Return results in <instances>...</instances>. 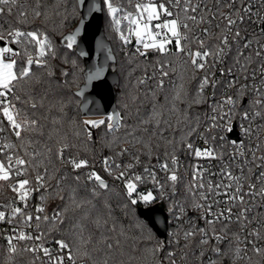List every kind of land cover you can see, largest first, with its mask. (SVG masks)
I'll return each mask as SVG.
<instances>
[{
  "label": "snow or ice",
  "instance_id": "snow-or-ice-1",
  "mask_svg": "<svg viewBox=\"0 0 264 264\" xmlns=\"http://www.w3.org/2000/svg\"><path fill=\"white\" fill-rule=\"evenodd\" d=\"M63 4L64 0H57L56 10L50 14L49 11L42 10L41 0H35L32 6H25L20 0H0V16H12L13 9L16 8L15 24L17 25H27L30 22L29 18L33 21L41 20L45 25L49 22L55 24L52 17L59 16L58 26L63 27L68 16L74 15L77 7L85 5V0H75L71 13H68L67 9L65 12L59 11ZM127 4L129 7L126 8L121 0H98L91 3L88 12L95 15L106 11L109 23L119 40L124 45L136 41L139 46L135 47L133 58L144 57L146 60L149 52L158 54L159 58L153 66L152 76L146 74L137 81L138 84H145L148 79L154 78L156 89L162 90L165 79L170 73H175V65L179 63L182 69L179 82L173 84V95L171 100L167 101L171 105L168 112L178 116L177 126L189 122L186 112L177 105L187 104L190 108L192 105L208 103L204 95L205 89L217 86L219 82L215 79L216 67L225 62V58L232 53L234 47L237 49L233 57L235 72L242 74V79L245 81L255 80L259 72L262 84L237 86L238 77L233 68L227 70L221 68L222 75L232 76L227 82V87L236 90L209 106L211 115L203 133L198 132L197 126H191L179 139L173 137L172 140L165 141L171 146V150L166 149L163 159L156 157V164L149 163L143 166L142 172L139 173L133 169L141 165L142 155L152 156L153 145L150 141L138 138L134 131H127L123 137L116 136V133L125 127L119 112L101 119H83L79 124L73 121L74 137L80 138L83 135L84 142H90L92 130L103 126L106 134L112 136V139L106 142V146L109 148L115 146L119 149L114 152V156L129 157L126 163L118 162L112 157H104L101 161L107 175L115 181L122 182L127 201L125 208L134 207L140 202L147 206L158 199L169 198V193H176L177 185L181 181L179 158L176 152L181 148L195 158L222 161L224 152L210 144V140L227 142L225 133L233 131V122L237 117L249 122L247 126L240 125L244 135L248 137L254 133L251 122L257 118L264 120V44L257 40V46L253 49L252 41L247 40L246 37L241 44L242 36L238 27L246 18L250 20L252 17L250 0H214L212 7H209V0H127ZM257 23L261 25V33H264V15H259ZM81 34L82 28H77L75 32L63 35L65 47L73 50L74 46H78V38ZM240 48L253 50L250 54H246ZM79 55L85 56L87 53L80 52ZM254 57L258 58L260 63L258 68L252 69L249 73ZM56 58V45L46 30L40 28L25 30L23 27L12 25L5 28L0 25V189L6 187L15 194L13 201L0 204V223L14 225L11 233L5 237L9 260L16 255L30 253L31 264L38 262L39 264H66V262L78 264L84 259L97 264L88 247L91 240L83 236L82 224L75 226L80 230L78 236L71 239H54L55 252L45 246V241L51 232L58 231L57 226L64 223L70 208L75 210L91 203L88 200H77L75 190H72L69 205L54 210L51 215L46 213L45 205L49 197L65 200L62 195L64 192L62 185L67 176L57 174L59 169L53 162L52 147H46L45 151L41 152L33 146L30 134L39 131L40 118L30 115L27 109L36 110L38 107H43V103L38 104L26 88L37 79L34 68L43 70L48 76L54 75L50 61ZM63 63L77 67L76 61L69 59L68 56L63 57ZM197 72H202L203 75L200 76L194 92L190 94L185 87V74H188L191 80L195 79ZM62 75L67 76L69 73L63 72ZM101 75L102 69H96L87 73L86 78L90 83L101 79ZM249 92L252 93L251 96ZM76 95L83 96L84 92H77ZM152 95L155 96V90ZM246 99L247 106H245ZM65 106L61 105V111ZM124 107L127 108L128 105L125 104ZM163 116L162 111L158 112L154 108L151 118L141 123L149 124L154 121L155 127L159 128L163 122L168 127H172L171 122L163 119ZM260 130H264V125H257L255 131ZM194 133L204 136V144L207 147H194L189 140ZM256 139L258 142L254 150L246 148L243 142L231 141L234 151L229 155L231 161L242 158L244 164L252 165L258 171H253L252 166L245 171L242 164L237 163L238 174H234L231 163H227L220 170V181L213 183L209 180L205 183L206 170L199 165L192 166V180L185 187L186 201H177L172 210L177 220H182L189 209L196 211L199 213L198 219L203 220L207 227L194 224L189 217L190 227L174 232L173 240L170 241L177 246L180 245L181 239L184 241L179 255L174 250L165 251L166 243L157 240L149 250L154 264H178L179 261H186L188 253L184 249L190 248L193 241H196L201 248L199 253L201 264L205 256L204 246H208V251L217 257L216 260L209 258L207 264H220L226 253L219 245L225 240H228L233 264L237 261H247L251 264L252 256L248 255L249 251L257 257L264 258V244H261L264 242V233L258 220L255 227H249L254 221L249 218L248 213L251 208L245 201V197L259 196L264 199V154L257 155L258 152H264L262 148L264 141L260 140L259 135ZM125 144L130 147H124ZM137 144L141 148L133 151ZM73 147L77 145L70 143L67 135L61 137L57 141L55 160L61 165H69L73 172L89 169L86 180L94 185L91 190L92 196L100 195L97 189L104 192L111 191L108 181L91 168L87 159L73 155L65 156V152ZM246 153H250V159L247 158ZM253 177L256 182H251ZM73 179L79 182L81 176L76 175ZM146 184H151L152 188L140 190V186ZM36 193H39L40 203L35 206L33 212L29 210V202ZM96 223L99 224V220ZM232 223L238 224L240 231L229 233V225ZM42 224L47 228H42ZM217 225L220 227L217 228ZM138 227L143 229L144 225L139 224ZM149 239H152L151 235ZM104 244L108 249L113 248V244L107 241ZM118 245L119 241H117ZM104 264H108V261L105 260Z\"/></svg>",
  "mask_w": 264,
  "mask_h": 264
},
{
  "label": "trees",
  "instance_id": "trees-1",
  "mask_svg": "<svg viewBox=\"0 0 264 264\" xmlns=\"http://www.w3.org/2000/svg\"><path fill=\"white\" fill-rule=\"evenodd\" d=\"M25 6H32L35 4V0H20ZM124 7H129L127 0H121ZM214 0H211L213 4ZM43 5L42 10L49 11L51 14L56 10L57 0H41ZM75 0H64V4L60 6L59 11L71 13ZM17 9H13V15L0 16V25L5 28L12 25L16 27H23L25 30H31L40 28L46 30L50 35L53 43L56 45L57 58L51 60L52 70L54 75L48 76L46 72L41 69L34 68L37 73V79L34 80L31 85L26 88L31 96L35 98V101L40 104L43 103V107H38L36 110L27 109L30 115H34L36 118H40V129L35 133L30 134V138L33 140V146L37 151H45L46 147L53 148V162L58 171V175H65L67 179L64 181L62 187L64 188L65 200L61 201L58 198L49 197L45 208L46 213L51 215L54 210H58L66 205L70 204L69 196L72 190H75L77 200L91 201L90 204H85L82 208L70 210L67 212L64 223L58 225V231L54 230L45 241V246L51 245L55 247L54 239L69 238L78 236L79 228L76 225H83V236L90 238L91 244L88 246L91 251V255L96 259L97 264H104L107 260L108 264H154L152 257L149 254V250L156 243L157 240L166 243L165 251H176L179 255L184 241L180 240V245L170 243L172 239L170 237L167 240L159 238L155 231L150 227L149 223L139 215L140 207H149L156 202H160L168 213L169 218L172 217L174 211L172 210L174 204L179 202H185L187 193L185 191L187 183L179 182L177 185L176 193H169L170 199H158L153 201L149 205H144L142 202L138 203L134 207L125 208L124 205L127 202L125 197V190L122 187V182L115 181L112 177H109L103 170L102 159L104 157H112L117 159L118 162L126 163L129 159L125 157H115L114 152L119 149L113 146L109 148L106 146V142L112 139V136L106 134L104 127L92 130V140L85 143V138L81 135L80 138L74 137L75 125L85 117L81 113V99L76 95V91L84 83V71L85 64L81 57L77 54L76 49L69 50L65 47V43L62 41L63 35L73 32L78 25L81 13L79 7H77L74 15H69L68 19L64 22L63 27H59V16H53L52 20L46 25L41 20H31L27 25L15 24ZM103 22L105 35L108 41L111 43L113 52L116 57L115 63L111 64V68L119 76V83L115 87L116 91V106L118 112L123 117V123L125 127H122L116 136L123 137L127 131H134L138 138L144 141H150L153 145L152 156H141L140 167L148 165L149 163H156V157L164 158L165 150H171V146L166 144L165 141L172 140L173 137L179 139L184 132L188 131L191 126H197L198 132L201 133L206 123V114L209 110V99L207 92L204 93L208 100L206 104L192 105L188 107L187 104H178L177 107L186 112L189 122L181 123L177 126L178 116L170 114L168 108L171 106L167 101L171 100L173 95V84L179 82V74L182 69L179 63H176L175 73H170L169 77L165 79V86L161 89H156V80L154 78L148 79L145 84H138L137 81L147 74L149 77L153 74V66L155 65L158 54L155 52H149L148 58L144 57L133 58L135 53V47L132 44L124 45L120 40L116 32L112 29L106 11H103ZM68 56L69 59L75 60L77 67H73L71 64H64L63 57ZM233 61V59L231 60ZM227 68H233L234 73L236 66L234 63ZM63 72H68L69 75H62ZM238 74L236 73L237 77ZM242 74H240L239 81H241ZM199 72L196 73L195 79L189 80L188 74H185V87L186 90L192 94L199 83ZM155 90V96L152 95ZM236 90V89H235ZM235 90L233 92H235ZM23 95V94H22ZM135 98V99H133ZM66 105L61 111V105ZM128 107L125 108L124 105ZM158 112L164 113L163 119L169 120L172 127H168L167 124L161 122L160 127H155V122L149 124H143L141 121L150 119L153 113V109ZM147 129V131H145ZM67 135L70 143L76 144L77 147L70 148L65 152V156L73 155L78 156L81 159H87L92 169L100 173L109 183L111 191L104 192L99 190L100 195L92 196L91 190L93 184L86 180V175L89 169H81L78 172H73L71 167L67 164L61 165L59 161L54 158L55 149L57 147V141ZM199 137V134L194 133L189 137L190 142H193ZM130 139V137H129ZM157 145H159L157 147ZM124 147H130V145H123ZM139 144L136 145V149H140ZM142 150V149H141ZM187 150L181 148L176 152L178 157H186ZM51 170V169H50ZM80 175L81 179L76 182L73 177ZM55 183V182H53ZM151 189V184L141 185L140 190L145 191ZM15 194L8 190L6 187L0 189V204H7L13 201ZM30 203V209L33 211L34 204ZM99 220V224L96 221ZM139 224L144 225L141 229ZM42 228H47L46 225H41ZM218 227V226H217ZM115 228V231L112 229ZM184 226L175 230V226L170 223L168 225V235L170 233L181 231ZM238 227L229 225V233L237 231ZM121 232L123 235H121ZM151 235L152 239H149ZM198 239V238H197ZM113 244V248L108 249L105 247L104 242ZM117 241L119 245L117 246ZM264 244V242H261ZM222 250L226 255L220 261V264L233 263L231 254L228 249V240H225L222 244ZM188 253V259L186 261H179L178 264H201V258L199 253L201 251L200 246L193 241L190 248L184 249ZM205 256L203 257V264H207L209 257L212 255L208 251V246H204ZM161 256L163 253L160 254ZM252 256L251 264H264V258L257 257L251 251L248 253ZM32 256L30 253H24L23 255H16L11 260L8 258L7 242L3 243V248L0 253V264H31ZM217 257L214 256V260ZM237 261L236 263H239ZM79 263L92 264L91 260H81ZM39 264V262H38ZM242 264H248L247 261H243Z\"/></svg>",
  "mask_w": 264,
  "mask_h": 264
},
{
  "label": "built area",
  "instance_id": "built-area-1",
  "mask_svg": "<svg viewBox=\"0 0 264 264\" xmlns=\"http://www.w3.org/2000/svg\"><path fill=\"white\" fill-rule=\"evenodd\" d=\"M251 6H252V17L249 20L248 18L245 19V22L242 25H239V29L241 31V44L244 42V38L246 37L247 40L252 41L253 44V49L257 46L256 41L259 40L260 43L264 44V33H261V25L257 23L259 15H264V0H250ZM209 7H212L211 0H209ZM215 32V30H214ZM136 43L134 40L133 43ZM253 49H243L240 48L241 51H244L246 54H250ZM236 47L233 48L232 53L228 55L225 58V62L222 65H217L216 70H215V79L219 82L215 88H206L205 92H207L208 99H209V106L216 103L219 101L224 95H231L235 88H228L227 87V82L228 80L232 79V76L224 74H221L220 69L223 68L227 70L228 68L226 67V64L228 63V67L234 63V61H231L233 57L235 56L236 53ZM260 61L258 58L254 57V63L251 64L249 68V73H251L252 69L258 68ZM236 74V73H235ZM203 73L199 72V76H202ZM240 74H238V81H239ZM239 84H248L249 86L255 84L256 86H261L262 84V79L259 75V72H257L255 80L249 79L247 81L243 80L241 77V81L238 82L237 86ZM252 93L249 92V96H251ZM248 101L247 99L245 100V106H247ZM211 115L210 107L209 110L206 114V123L203 127V130L201 133H203L204 129L208 125V117ZM244 124L247 126L249 124L248 121H243L237 117V119L234 120L233 122V131L231 133H225V136L227 137V142H221V141H216L212 142L211 140L209 141L210 144H212L214 147H216L219 151L224 152V159L221 160H212V159H207V158H195L192 156L188 151L186 152V157H178L179 158V174L181 176V182L186 181L187 183L191 182L192 180V175H193V165H199L202 166L203 169L206 171L204 172V181L207 183V181L211 180L213 183H216L220 181L221 176L219 175L220 170L224 164L231 163L232 165V170L234 174H238V170L236 169V164L240 163L242 166L245 168V171L247 170L248 167L252 166L249 164H244L243 159L240 158L237 161H231L230 159V153L234 151L233 147L231 146V141H237V142H243L246 145V148L248 149H253L255 147V144L258 142L256 139V136L259 135L260 140L264 141V130L260 131H255L257 129V125H264V120L257 118L256 120L251 122V127L254 129V133L251 137L245 136L240 125ZM236 134V137H231L232 134ZM206 135V134H205ZM194 147H200L204 148L207 147V145L204 144V136L199 135L195 141L192 142ZM221 144H223V147H221ZM262 148H264V145H262ZM264 154V152H258L257 155ZM247 158L250 159V153H246ZM258 163V162H257ZM156 164V163H154ZM253 171H258L254 166ZM133 171L139 173L142 172V167L138 165ZM162 175V173L160 174ZM251 182H256L255 177L252 178ZM152 188V185H151ZM245 191H247V188L245 187ZM39 193H36L32 199L30 200L31 203L33 202L34 208L35 206L39 205L40 201L38 199ZM167 199H170L167 198ZM223 199V197H221ZM246 204L248 207L251 208V211L248 213L249 218L253 219V224L250 225L249 227H255L256 226V221H259V224L261 225V230L262 233H264V199L260 198L259 196L256 197H245ZM221 207H225V205H221ZM234 211H236L234 209ZM34 212V209H33ZM191 217L192 221L194 224L200 226V227H207L204 223L203 220L198 219L199 213L196 211H193L189 209L188 213L186 216L183 217L182 220H173L169 219V224L172 223V225L175 226V230L179 229L180 227L184 226V229H187L190 227L188 224V219ZM231 226H236L238 227L237 231H240V226L238 224L232 223L230 224ZM14 225H10L7 223H0V253L3 248V243L6 242L5 237L11 233V229ZM219 228L220 226L217 225ZM30 231V229H29ZM173 233H170L171 238ZM220 247L222 246L221 244L219 245ZM47 247H50L53 249L55 252L56 248L51 247V245H48ZM222 249V247H221ZM214 254H212L209 258L214 260ZM243 261H240L239 263L236 264H242ZM67 264V262H66ZM78 264H83L79 263ZM229 264V263H225ZM233 264V263H231Z\"/></svg>",
  "mask_w": 264,
  "mask_h": 264
},
{
  "label": "water",
  "instance_id": "water-1",
  "mask_svg": "<svg viewBox=\"0 0 264 264\" xmlns=\"http://www.w3.org/2000/svg\"><path fill=\"white\" fill-rule=\"evenodd\" d=\"M95 2L98 0H85V5L79 7L81 18L73 30L75 32L77 28H82L81 37L78 38V46H74L77 54L79 55L80 52L87 53L85 56L79 55L85 64V81L76 91V93L84 92L83 96L77 95L81 99L80 109L83 117H105L118 112L115 87L119 83V76L111 68L116 57L111 43L105 35L103 11L95 15L88 12V7ZM81 19H83V25H81ZM132 45L134 46L135 42ZM96 69H102L101 79L89 83L86 78L87 73ZM231 137L238 138L234 133ZM139 215L149 223L159 238L166 239L169 215L161 203L149 207H140Z\"/></svg>",
  "mask_w": 264,
  "mask_h": 264
},
{
  "label": "rangeland",
  "instance_id": "rangeland-1",
  "mask_svg": "<svg viewBox=\"0 0 264 264\" xmlns=\"http://www.w3.org/2000/svg\"><path fill=\"white\" fill-rule=\"evenodd\" d=\"M133 41H134V40H133ZM132 43H133V42H132ZM135 44H136V43H135ZM137 45H138V44H137ZM138 46H139V45H138ZM110 115H112V113H111ZM101 118H104V117H94V116H91V117H85V119H101ZM156 203H160V202H156ZM156 203H154V204H156ZM154 204H153V205H154ZM169 219H170V218H169ZM171 219H173V220L176 219V218H175V213L172 214ZM168 225H169V222H168ZM167 236L171 238V236L168 235V233H167ZM168 237H166L165 240H167ZM171 239L173 240V238H171Z\"/></svg>",
  "mask_w": 264,
  "mask_h": 264
}]
</instances>
